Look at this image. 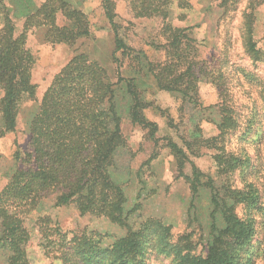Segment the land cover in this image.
<instances>
[{
  "label": "rangeland",
  "instance_id": "1",
  "mask_svg": "<svg viewBox=\"0 0 264 264\" xmlns=\"http://www.w3.org/2000/svg\"><path fill=\"white\" fill-rule=\"evenodd\" d=\"M47 1L50 2L9 0L8 9L16 18L17 33L21 31L24 19ZM60 1L81 11L88 24L87 35L80 37L75 45L67 46L47 43L44 28L27 32L26 48L34 58L31 80L36 86V97L22 104L16 132L0 137V190L14 169V150L26 143L28 120L63 66L73 56L87 54L89 60L108 76L113 75L114 33L111 21L118 35L130 47L141 51L151 64L158 66L157 69L168 70L167 67L176 62L166 50L168 35L164 28L178 29L170 37H180L181 40L187 37L196 51L198 65L202 66L198 83L200 103L208 107L222 99L228 106H223L220 111L214 109L198 113L199 129L206 139L217 133L212 122L224 119L228 125L233 123V128L226 135L228 148L236 157L250 162L249 167H246L248 164L243 165L242 175L238 173L240 168L236 169L233 184L241 188L249 182L254 183L260 188V203L264 205V61L251 58L245 48L247 35L251 32L258 48L264 51V0ZM56 22L60 26L64 24L61 16ZM126 65L129 71L124 77L135 79V84H141L143 88L148 86L144 114L157 127L154 138L150 140L149 135L145 136V132L130 126L124 119L121 126L124 139L114 150L111 178L125 193L123 209L130 227L113 224L101 217L82 216L74 207L52 210V197H47L26 224L30 232L26 246L30 264L88 263L86 254L82 252L68 262L60 258L61 249L56 244V236H47L48 231L43 225V217L50 213L57 225L50 235L63 233L70 239L83 232L99 234L101 239L94 240L100 241V249L111 250L113 244L124 239L130 229L138 241L135 259L143 260L144 264H172L178 249L188 256L206 254L213 209L210 190L203 187L197 196L192 195L185 178L191 177L195 168L205 179H215L213 149L203 144L193 148V152L187 151L183 140L191 138L193 133L187 118L195 111L176 97L155 88L150 77L133 73L130 70L134 68L133 63L129 65L127 62ZM230 98L233 102L229 101ZM232 105L236 115L230 112ZM127 107V102L121 100L123 115ZM164 138L176 144L184 157L164 148ZM238 208L239 217L246 216L256 221L254 237L242 252L241 264H264V207L261 212ZM215 215L217 226L225 228L222 216ZM114 252H98L99 256H104L101 262L111 259L115 264L120 257ZM0 264H5L1 251Z\"/></svg>",
  "mask_w": 264,
  "mask_h": 264
},
{
  "label": "trees",
  "instance_id": "2",
  "mask_svg": "<svg viewBox=\"0 0 264 264\" xmlns=\"http://www.w3.org/2000/svg\"><path fill=\"white\" fill-rule=\"evenodd\" d=\"M9 5V0H0V137L16 132L22 104L36 97V86L31 80L34 58L26 48L27 32L44 28L47 43L73 46L80 37L87 35L88 25L81 11L60 0H50L25 18L17 33L16 18L10 13ZM60 16L64 22L61 26L56 22ZM110 24L114 33L113 75L108 76L87 54L73 56L54 76L36 112L28 120L25 145L14 150V169L0 190V251L5 256V264H30L26 251L30 232L26 224L47 197H52V210L74 207L82 216L101 217L130 227L123 209L125 193L111 178L114 150L124 139L121 127L124 119L130 126L145 132V136L149 135L150 140L157 127L144 114L148 86L143 88L135 84V79L124 77L129 71L127 62L134 64L130 69L133 73L150 77L155 88L195 111L187 118V124L193 129L191 138H183L187 151L203 144L213 149L215 179H205L195 168L191 177L185 178L192 195L197 196L203 187L210 190L213 209L206 254L188 256L178 249L172 264H241L242 252L254 237L256 221L239 217L238 207L261 212L264 207L260 203L261 191L252 182L241 188L233 184L236 169L240 168L238 173L242 175L243 165H250L248 159L236 157L228 148L226 135L233 123L228 125L224 119L212 122L217 133L205 139L197 120L201 111H220L223 106L228 108L227 102L221 99L214 105L202 106L198 94L202 66L198 65L196 51L187 37L184 40L170 37L178 29L164 28L168 35L166 50L173 55L171 59L176 60L175 65L166 70L157 69L158 66L151 64L141 51L130 47L111 21ZM245 48L251 58L264 61V51L258 48L251 32ZM121 100L128 105L125 115L120 110ZM229 101L233 102L231 98ZM234 108L232 105L230 112L236 115ZM163 141L164 148L184 157L176 144L166 138ZM216 213L222 216L225 228L217 226ZM51 215L43 217V225L47 236H56L60 258L64 261L82 252L86 254L87 264H112L111 259L102 263L104 256H99L98 252L114 250L120 257L115 264H144L143 260L135 259L138 241L130 229L124 239L110 247L111 250L100 249V241L94 240L101 239L99 234L83 232L70 239L63 233L50 235L57 228Z\"/></svg>",
  "mask_w": 264,
  "mask_h": 264
}]
</instances>
